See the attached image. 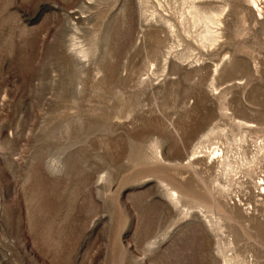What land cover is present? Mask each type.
<instances>
[{
  "label": "rangeland",
  "instance_id": "1",
  "mask_svg": "<svg viewBox=\"0 0 264 264\" xmlns=\"http://www.w3.org/2000/svg\"><path fill=\"white\" fill-rule=\"evenodd\" d=\"M0 264H264V0H0Z\"/></svg>",
  "mask_w": 264,
  "mask_h": 264
}]
</instances>
